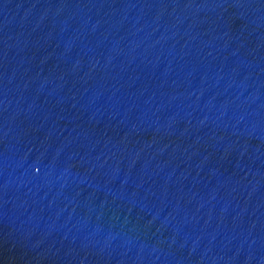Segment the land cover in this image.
<instances>
[{
    "label": "water",
    "instance_id": "95a60500",
    "mask_svg": "<svg viewBox=\"0 0 264 264\" xmlns=\"http://www.w3.org/2000/svg\"><path fill=\"white\" fill-rule=\"evenodd\" d=\"M0 264H264V0H0Z\"/></svg>",
    "mask_w": 264,
    "mask_h": 264
}]
</instances>
